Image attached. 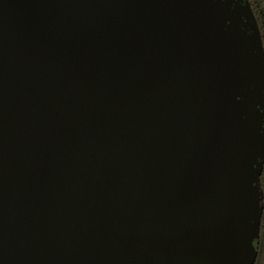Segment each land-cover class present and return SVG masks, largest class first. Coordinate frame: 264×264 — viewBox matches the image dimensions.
I'll use <instances>...</instances> for the list:
<instances>
[{"label": "water", "instance_id": "obj_1", "mask_svg": "<svg viewBox=\"0 0 264 264\" xmlns=\"http://www.w3.org/2000/svg\"><path fill=\"white\" fill-rule=\"evenodd\" d=\"M263 172L250 0H0V264H256Z\"/></svg>", "mask_w": 264, "mask_h": 264}, {"label": "trees", "instance_id": "obj_2", "mask_svg": "<svg viewBox=\"0 0 264 264\" xmlns=\"http://www.w3.org/2000/svg\"><path fill=\"white\" fill-rule=\"evenodd\" d=\"M250 2L259 22L264 44V0H250ZM262 185L264 188V172L262 175ZM254 243L259 252L256 264H264V214L261 226V237L259 240H255Z\"/></svg>", "mask_w": 264, "mask_h": 264}]
</instances>
